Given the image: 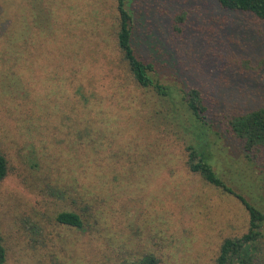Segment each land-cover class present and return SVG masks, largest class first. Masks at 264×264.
I'll list each match as a JSON object with an SVG mask.
<instances>
[{"label": "rangeland", "instance_id": "1", "mask_svg": "<svg viewBox=\"0 0 264 264\" xmlns=\"http://www.w3.org/2000/svg\"><path fill=\"white\" fill-rule=\"evenodd\" d=\"M128 7L136 56L180 99L198 90L214 169L264 212V151L247 160L227 124L264 103V21L216 0ZM116 15V0H0L7 264H125L148 251L161 264H214L223 238L247 230L239 199L189 170L198 141L182 105L115 66ZM62 211L83 225L57 222Z\"/></svg>", "mask_w": 264, "mask_h": 264}, {"label": "trees", "instance_id": "2", "mask_svg": "<svg viewBox=\"0 0 264 264\" xmlns=\"http://www.w3.org/2000/svg\"><path fill=\"white\" fill-rule=\"evenodd\" d=\"M134 1L136 0H116L117 15L113 24L114 31L111 33L115 46L113 53L117 55L115 66L123 73L124 80L130 78L138 87L154 90L160 96H171L177 99L178 105H182V112L185 113V117L193 124L198 141L187 147L186 164L189 170L198 173L208 184L220 188L224 192L234 194L247 210L249 217L247 230L241 235L223 238L214 264H260L264 262V258L260 255L264 252V212L248 202L240 193H236L214 169L215 157L211 153V148L209 149L211 142L208 132L211 130L204 119L206 106L203 104L198 90L191 88L180 99L179 94L174 89L156 77L152 63L144 62L136 56L132 44V22L128 7ZM216 1L223 9L250 13L264 21V0ZM184 16L185 12L176 14V22H183ZM175 28L179 29L177 26ZM262 65H264V60L257 66L259 68ZM80 89L81 86L78 85L76 91L79 93ZM89 94L91 95V91ZM176 108L178 109V112L175 111L176 115L180 118L183 113L180 112L178 106ZM227 124L229 134L242 142V149L247 160H251L250 153L257 154L259 151H264V103L243 113L233 114L228 119ZM85 131L90 134L91 128L88 127ZM220 154L221 152H218V157ZM7 171V160L3 154H0V179L7 174ZM53 192L57 193L59 197L66 195L65 192L55 188H53ZM55 219L57 222L70 227H81L84 223L81 216L74 211H62L57 214ZM163 260V254L148 251L125 264H161ZM0 264H7V250L1 232Z\"/></svg>", "mask_w": 264, "mask_h": 264}]
</instances>
